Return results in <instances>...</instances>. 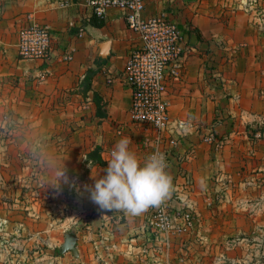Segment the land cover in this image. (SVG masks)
<instances>
[{
    "label": "crops",
    "instance_id": "1",
    "mask_svg": "<svg viewBox=\"0 0 264 264\" xmlns=\"http://www.w3.org/2000/svg\"><path fill=\"white\" fill-rule=\"evenodd\" d=\"M247 4V0H145L144 17L165 15L185 33L181 75L168 87L169 115L174 122L188 120L193 126L181 135L164 137L165 171L172 181L164 201L172 208L215 214V209L204 202L212 171L222 168L236 179L244 158L264 146V140L257 137L264 132H252L246 123L264 110V96L259 91L263 37L260 26L244 12ZM0 9L2 79H14L12 85L4 82L3 89L16 96L13 106L17 101L28 113L41 101L47 102L53 121L77 123L79 147H70L65 155L67 171L72 169V150L77 152L83 142L87 146L92 139L82 152V171L87 177L70 183L80 189L76 207L82 209L84 202V213L92 211L88 222L73 234L76 264H141L143 245L152 254V264H212L209 259H196L199 244L213 247L216 231L212 227H193L180 237H160L155 242L147 231L144 212L133 216L122 210H102L85 189L93 184L91 175L107 167L109 152L120 138L129 137V148L141 162L148 155L147 149L135 142L140 132L129 122L130 90L122 73L128 53L139 47L141 40L126 26L121 13L110 9L103 23L96 25L97 19L90 16L84 0H0ZM27 21L51 30L53 51L49 58L18 55V30ZM69 51L72 59L62 61V54ZM88 69L95 73L84 93L82 82ZM96 97L101 100L99 113L103 115L96 113ZM208 131L222 139V147L215 154L202 141ZM169 139H174V144H169ZM96 146L104 165L86 161L87 153ZM185 154L187 157L180 160ZM235 197L225 196L234 201L240 194ZM183 251H190V255H182ZM181 257L183 263L179 262Z\"/></svg>",
    "mask_w": 264,
    "mask_h": 264
},
{
    "label": "rangeland",
    "instance_id": "2",
    "mask_svg": "<svg viewBox=\"0 0 264 264\" xmlns=\"http://www.w3.org/2000/svg\"><path fill=\"white\" fill-rule=\"evenodd\" d=\"M257 1L247 0L251 5L247 4L244 12L260 26L263 37V80L259 91L264 96V0H259L260 4H256ZM13 80L2 79L0 44V264H76V247L62 251L61 245L66 234L73 235L92 217V211L84 213V202L82 209L76 207L80 189L70 186L87 177L82 171V152L92 139H88L87 146L83 142L77 152L72 150V169L65 170L63 165L69 148L79 147L77 123L53 121L47 102L41 101L35 111L33 107L28 113L18 107L17 101L13 106L16 96L3 89L4 82L12 85ZM22 102L21 106H26ZM246 123L250 131L264 132V110ZM117 128L122 130L120 126ZM211 132L217 139V146L208 144L215 154L223 143ZM257 137L264 140V134L259 133ZM135 142L147 149L140 136ZM244 161V166L236 171V179L222 168L212 171L204 202L215 209V214H198L184 207L193 213L194 227L210 226L216 231L213 247L199 244L196 259H209L212 264H264V146L252 150ZM60 170L67 172L71 182L61 181L57 190L53 183ZM238 194V200L225 198L228 195L236 199L234 196ZM181 254L190 255V251Z\"/></svg>",
    "mask_w": 264,
    "mask_h": 264
},
{
    "label": "built area",
    "instance_id": "3",
    "mask_svg": "<svg viewBox=\"0 0 264 264\" xmlns=\"http://www.w3.org/2000/svg\"><path fill=\"white\" fill-rule=\"evenodd\" d=\"M91 17L104 21L110 9L119 11L126 26L136 32L141 45L130 50L123 67V78L130 90L129 122L140 132L142 143L153 152L164 153V137L181 135L192 129L188 120L173 121L169 115L168 87L181 75L186 54L185 33L165 15L143 16L145 0H84ZM53 51V34L49 27L27 21L18 30L17 53L23 58H49ZM72 54H62L61 60L69 62ZM205 143L217 146L211 131L202 136ZM174 144V139L167 140ZM187 157L185 154L180 160ZM145 225L154 241L160 237L177 238L196 224L193 213L184 207L172 208L165 201L144 212ZM154 247L153 251H157ZM140 263L152 264V254L146 245L141 250ZM180 263L184 259H179Z\"/></svg>",
    "mask_w": 264,
    "mask_h": 264
},
{
    "label": "clouds",
    "instance_id": "4",
    "mask_svg": "<svg viewBox=\"0 0 264 264\" xmlns=\"http://www.w3.org/2000/svg\"><path fill=\"white\" fill-rule=\"evenodd\" d=\"M129 137L116 141L109 152L107 167L91 175L92 185H86L89 199L105 211L122 210L137 216L150 207L160 206L172 188L170 175L165 171L166 162L159 152L148 154L143 161L131 151ZM63 181L69 184L65 170L56 173L53 187L59 190ZM70 186H73L70 184Z\"/></svg>",
    "mask_w": 264,
    "mask_h": 264
},
{
    "label": "trees",
    "instance_id": "5",
    "mask_svg": "<svg viewBox=\"0 0 264 264\" xmlns=\"http://www.w3.org/2000/svg\"><path fill=\"white\" fill-rule=\"evenodd\" d=\"M103 23L102 20H96L94 22V24L96 25H101ZM95 73V70L93 69H88L86 71V74L83 78V92L85 93L86 91H88L90 89V86H91V78L92 76L94 75ZM101 100L99 98L96 97V113L98 112L99 113V106H100V102ZM101 115H103L104 113H99ZM100 149L96 146L94 147L91 151H89L86 155V161H89L91 164H94V163H98V164H101V165H104L105 162L103 161V159L101 158L100 156Z\"/></svg>",
    "mask_w": 264,
    "mask_h": 264
},
{
    "label": "water",
    "instance_id": "6",
    "mask_svg": "<svg viewBox=\"0 0 264 264\" xmlns=\"http://www.w3.org/2000/svg\"><path fill=\"white\" fill-rule=\"evenodd\" d=\"M76 239L72 234H66L64 237V241L61 245L62 251L73 250V246H75Z\"/></svg>",
    "mask_w": 264,
    "mask_h": 264
}]
</instances>
